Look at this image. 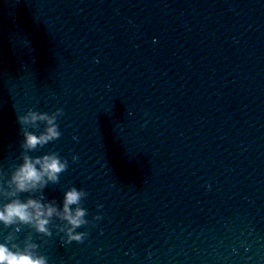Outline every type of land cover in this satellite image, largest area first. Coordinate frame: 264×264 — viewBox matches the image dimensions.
<instances>
[{"label": "water", "instance_id": "obj_1", "mask_svg": "<svg viewBox=\"0 0 264 264\" xmlns=\"http://www.w3.org/2000/svg\"><path fill=\"white\" fill-rule=\"evenodd\" d=\"M86 209L49 264H264V50Z\"/></svg>", "mask_w": 264, "mask_h": 264}, {"label": "clouds", "instance_id": "obj_2", "mask_svg": "<svg viewBox=\"0 0 264 264\" xmlns=\"http://www.w3.org/2000/svg\"><path fill=\"white\" fill-rule=\"evenodd\" d=\"M64 115V109L58 108L52 113L29 110L18 116L23 140L17 160L21 163L13 164L7 171L0 168V225L10 229L0 242V264H49L32 234L17 242L25 228L42 237H51V229L55 228L64 234L62 239L66 237L64 243L70 245L83 243L89 236L88 231L78 232V229L94 228L96 222L103 219L100 215L87 219L89 213L84 202L89 193L82 188L73 186L67 190L62 205L45 195L49 185L60 183L61 175L68 170V160L58 152L41 157H33L30 153L61 138L58 121ZM142 127H147V121ZM72 159L75 163L79 158L73 156Z\"/></svg>", "mask_w": 264, "mask_h": 264}]
</instances>
